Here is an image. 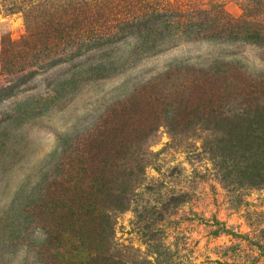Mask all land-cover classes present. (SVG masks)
Here are the masks:
<instances>
[{"label": "rangeland", "instance_id": "374dc122", "mask_svg": "<svg viewBox=\"0 0 264 264\" xmlns=\"http://www.w3.org/2000/svg\"><path fill=\"white\" fill-rule=\"evenodd\" d=\"M250 107L264 0H0V264H264Z\"/></svg>", "mask_w": 264, "mask_h": 264}, {"label": "trees", "instance_id": "16d2710c", "mask_svg": "<svg viewBox=\"0 0 264 264\" xmlns=\"http://www.w3.org/2000/svg\"><path fill=\"white\" fill-rule=\"evenodd\" d=\"M258 110L260 109H256V108L251 109V107L249 110H245V112H243L244 117L239 119L238 123H233V124L230 123L232 130H229L230 127H228V125H226L227 126L226 129L224 128L223 126L224 119H221L219 121H216V123H214V125L217 126L216 130H222L224 128V133H225L224 137L217 140V145L214 143L213 147H209V148H213V152L216 154V156H224L217 154H219L220 152L224 154V152H226V150L230 147V149H228L229 150L228 153H230L232 148L233 155H240L239 158L247 159V161H250L253 160V157L255 156L256 158L259 159V151L257 145H261L262 147L264 145V140L262 139V137H264V110L263 111L261 110L258 111ZM263 156H264V152H263ZM262 161L264 163V159H262ZM257 163L259 162H256V164ZM240 168L242 170L241 175H244L246 173V170H248L247 168H243V167ZM234 169L235 167L233 166V172ZM233 172L229 171V173H233ZM254 172L256 173V175L257 174L264 175L263 167L261 166L255 168ZM252 178L256 179L257 181H251L252 182L251 184L261 185L264 183V177L257 175L256 177H252Z\"/></svg>", "mask_w": 264, "mask_h": 264}]
</instances>
